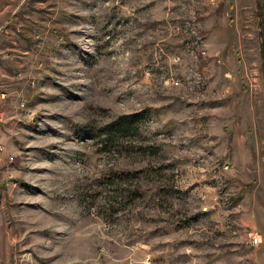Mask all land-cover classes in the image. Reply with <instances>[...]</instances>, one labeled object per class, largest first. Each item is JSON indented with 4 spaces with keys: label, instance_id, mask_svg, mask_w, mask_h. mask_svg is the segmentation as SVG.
I'll use <instances>...</instances> for the list:
<instances>
[{
    "label": "rangeland",
    "instance_id": "rangeland-1",
    "mask_svg": "<svg viewBox=\"0 0 264 264\" xmlns=\"http://www.w3.org/2000/svg\"><path fill=\"white\" fill-rule=\"evenodd\" d=\"M0 264H264V0H0Z\"/></svg>",
    "mask_w": 264,
    "mask_h": 264
},
{
    "label": "trees",
    "instance_id": "trees-1",
    "mask_svg": "<svg viewBox=\"0 0 264 264\" xmlns=\"http://www.w3.org/2000/svg\"><path fill=\"white\" fill-rule=\"evenodd\" d=\"M128 119H131V117H129ZM132 128H133L132 125L128 122L126 125H120L119 126V130L118 131H115V132H117L115 134H117V135L118 134L127 135V134H129V133L132 132ZM113 134L114 133H111V135H113ZM108 136H110V135H108ZM105 138H107V139H104L103 142H105V145H106V142L107 141L109 142L110 138L112 139V137H105Z\"/></svg>",
    "mask_w": 264,
    "mask_h": 264
},
{
    "label": "built area",
    "instance_id": "built-area-1",
    "mask_svg": "<svg viewBox=\"0 0 264 264\" xmlns=\"http://www.w3.org/2000/svg\"><path fill=\"white\" fill-rule=\"evenodd\" d=\"M223 170L225 172H229L230 171V166L229 165H224L223 166ZM261 242H262V240H261V237L260 236L254 235V234L251 235V239H250L251 245H253V246H259L261 244Z\"/></svg>",
    "mask_w": 264,
    "mask_h": 264
}]
</instances>
